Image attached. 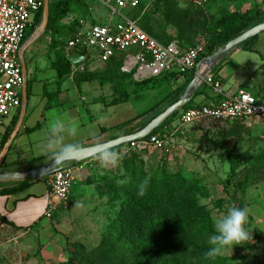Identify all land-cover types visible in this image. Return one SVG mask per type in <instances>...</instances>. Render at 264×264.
Instances as JSON below:
<instances>
[{
	"label": "rangeland",
	"instance_id": "rangeland-1",
	"mask_svg": "<svg viewBox=\"0 0 264 264\" xmlns=\"http://www.w3.org/2000/svg\"><path fill=\"white\" fill-rule=\"evenodd\" d=\"M48 1L52 4L57 0ZM81 1H74L70 12L57 23L58 32L51 33L45 27L23 54L30 92L28 111L32 108L37 111L38 102L44 97L42 84H46L48 91L55 89L58 81L55 72L56 56L71 35L73 23L79 19L95 23L91 17L99 13L102 17L97 21L98 24H105L110 19L117 20L116 16L110 15L107 8L99 5V0ZM167 5L182 13L185 12L186 17L179 19L174 15L166 16L164 9ZM238 11H259L264 18V0H208L199 8H191L185 0H137L135 7L123 12L139 19L143 30L159 41L187 47L195 43H204L200 33L203 27L217 24L224 16ZM40 23L41 20L34 29L27 30V34L30 33L28 39L37 31ZM249 47L254 51L242 50L236 57L230 56L232 51L223 55L214 65L213 73L218 74L216 75L218 78H221L219 75L224 76L222 88L225 91L232 88L238 79L243 78V83L238 85L237 90L242 88L245 90L250 82L254 85L252 91L254 96L264 99V66L256 68L248 79L246 71L243 73L241 69L234 70L238 58L248 65L259 66L260 56H264V31L258 34ZM83 68V71L78 70L74 73L71 71L64 80L63 86L69 87L67 94L74 104L77 106L80 104L77 90L73 85L74 79L81 73L101 74L100 80L83 82L85 85L83 84L81 92L89 101L107 104L113 97L116 99L121 97L119 93H113L114 86L122 82L117 76L116 67L87 62ZM124 85L126 91L131 92L128 102L110 108H105L101 104L90 105L89 112L98 118L99 124L112 126L136 118L151 109L172 89L170 81L161 79L147 87L136 85L127 79ZM206 86L209 87L208 90H212L208 84ZM166 107L162 104L124 127L129 129L146 125ZM83 111L85 112V109ZM10 119H6L0 125V144ZM177 122L172 120L162 128L161 133H158L164 137V147L150 146L124 153L114 150L120 156L116 166L110 165L108 169L104 167L90 171L92 174L108 171V176L112 180L89 182L80 198L69 197L71 200L67 210L55 213L49 220L42 219L28 230L1 228L0 264H90V262L132 264L138 250L130 241L116 238L109 230L116 219H119V202L125 198L121 184L131 179L130 176L123 175L124 167L130 163L141 169L146 178L160 177L165 172L180 174L186 179L198 182L208 193L206 197H199V204L205 206L212 221L227 207L235 205L238 199L243 198L253 219L249 226L253 241H249L245 246L234 247L232 254L224 253L220 256L228 258L230 264H264V122L202 120L185 126L178 125ZM226 150L231 151L241 162L236 177L227 188L224 184L229 171ZM33 153L40 155L46 151L43 146ZM18 181L0 182V185L10 186ZM240 186L245 187L244 194ZM80 189L81 185L76 183L73 192Z\"/></svg>",
	"mask_w": 264,
	"mask_h": 264
},
{
	"label": "trees",
	"instance_id": "trees-1",
	"mask_svg": "<svg viewBox=\"0 0 264 264\" xmlns=\"http://www.w3.org/2000/svg\"><path fill=\"white\" fill-rule=\"evenodd\" d=\"M74 1L82 2L81 0H57L56 2L49 4L46 28L51 33L55 34L59 31L57 23L66 17V15L70 12L71 5ZM189 6L191 8H199L192 5ZM164 12L166 16H168V14L174 15L179 19L186 17V15H184L186 14L185 12L182 13L181 11L175 10L174 7L170 5L165 7ZM41 16L42 7H40V10L36 13L34 23L30 30L34 29L36 24L41 20ZM131 18L135 19V17ZM137 20L141 26L142 24L140 23L139 19ZM262 21H264V18L261 16L259 11H238L224 16L217 24L203 27L200 33L203 36L205 46L204 53L201 58L212 54L219 47L240 34L242 31ZM91 23L94 22L91 21ZM76 25L77 22H74L71 33L74 31ZM29 34L30 33L27 34L26 32L24 41L28 39ZM257 36L258 35L244 41L239 45V47L245 51H252V48L249 47V45L256 39ZM161 43L168 44L170 42ZM65 44L66 42L64 43L61 52L57 54L55 60V72L58 78L56 85L58 86V90L61 82L65 80L69 74H71L73 65L66 59L67 53L64 50ZM195 44L187 47H178L180 50H185L187 48L193 47ZM83 54H85V52ZM88 61L89 58L79 64H76V66L82 65L83 67V65ZM104 64L116 67L118 70L117 76L122 81L113 88V93H119L121 97H118V99L113 97L108 103L109 105L126 103L130 100L131 92H127L126 86L124 85L126 79L136 85L147 87L148 85L156 83L160 79L169 81L175 79L176 77L183 78V83L181 86L171 89L169 92H167V94H165L158 101V103H155V105L148 111L159 108L162 104L166 107L176 101L181 96L185 86L192 79L194 74V69H192L189 73L184 75L169 73L161 75L160 77L135 81L131 73L126 74L121 72V57H113ZM100 77L101 74L99 73H81L74 79V83L77 88H79L78 86L80 83L92 80H100ZM212 79L222 84V79L218 78L216 73L212 74ZM206 87L207 86L205 83H201L195 90L192 99L184 107L175 111L151 134L161 133L162 128L168 125L172 120L178 121L179 114L183 110L195 106L192 104V100L196 96L201 95ZM44 94L47 96L53 93L49 94L44 92ZM251 94L254 96L253 93ZM26 95L28 99V89H26ZM19 111L20 108L12 116L10 123L4 130L0 148L3 146L7 137L14 128L19 116ZM148 111L143 112L137 117L147 114ZM137 117L111 126L110 130L121 129L126 124L136 120ZM144 125L138 127V130L142 129ZM37 126L38 125H36V127ZM105 130L106 129H102V132ZM133 130L134 127L129 128L126 133H133ZM27 131H29V129ZM160 137L162 139L164 138L163 135ZM123 145L110 150H119ZM226 157L229 162V171L224 184L227 188L232 184L233 179L236 177L241 166V162L239 158L229 150H226ZM49 158L50 155H43L37 157L35 161L49 160ZM13 166L14 165H3L2 163L1 168L9 169ZM123 175L130 176L131 179L128 182L121 184V188L123 190L122 192L125 198L121 199L119 202V219H116V222L109 227V230L110 233L115 235L116 238H123L124 240L126 239L130 241L134 248L138 250V253L135 255V260L132 262V264H230V260L226 257L217 256L212 258L206 255L210 247L208 244V237L213 232V226L212 219L205 206L199 204V197H206L208 195L205 187L200 185L195 180L182 177L180 174H168L163 172L160 177L146 178L142 170L137 168L134 163L127 164L124 167ZM103 180L112 179L110 176H108V174H105L99 179V181ZM36 181L38 180H19L13 185L0 188V195H9L22 192ZM240 190L242 194L245 193L244 186H240ZM141 191H143V195H140ZM233 206L247 208L248 204L243 198H241L238 199L237 203ZM54 215L55 213L51 216V218H53ZM42 219H44L43 216L39 218V220ZM252 220V216L249 214L248 227L251 225ZM0 223L10 224L4 218H1ZM108 243L110 244L111 241L109 240ZM90 264L98 263L90 262Z\"/></svg>",
	"mask_w": 264,
	"mask_h": 264
},
{
	"label": "built area",
	"instance_id": "built-area-1",
	"mask_svg": "<svg viewBox=\"0 0 264 264\" xmlns=\"http://www.w3.org/2000/svg\"><path fill=\"white\" fill-rule=\"evenodd\" d=\"M194 7H203L207 0H185ZM107 8L111 19L105 24L79 19L67 39L64 50L67 55L77 53L105 63L113 57H121V72L132 74L135 81L175 73L184 75L194 69L202 59L205 44L180 50L175 43L164 44L144 31L137 19L123 11L137 5V0H99ZM43 0H0V124L12 118L21 105L24 77L21 68V49L28 29ZM85 52V54H83ZM93 52V53H92ZM72 71L83 70L81 65ZM202 83L208 84L222 98L212 105H197L183 110L178 125L185 126L201 120L235 122L257 120L264 122V101H259L249 91L231 90L226 93L218 81L207 74ZM164 147L159 134L124 144L119 153L142 150L147 147ZM99 165L97 155L77 162H69L48 178L47 202L42 216L49 220L54 213L69 207L70 189L75 175L85 167Z\"/></svg>",
	"mask_w": 264,
	"mask_h": 264
},
{
	"label": "crops",
	"instance_id": "crops-1",
	"mask_svg": "<svg viewBox=\"0 0 264 264\" xmlns=\"http://www.w3.org/2000/svg\"><path fill=\"white\" fill-rule=\"evenodd\" d=\"M99 5L102 6L100 2H99ZM101 17L102 15L99 13L98 15L94 14L91 18L96 21L95 23H97V21L101 19ZM27 40L23 42L22 47ZM26 48L24 49L23 52H21V60L23 63H24L23 54ZM253 51L254 49L252 48V51H248V52H253ZM241 52H242V49L237 48L232 51L230 56L236 57ZM88 62H92V63L97 62L99 65L104 64L96 60L95 58L89 59ZM259 63H260L258 64L259 66L255 67V65H252V64L248 65L245 61H242V59L238 58L237 66L234 70L241 69L243 73L244 71H246L247 72L246 78L248 79L249 77L252 76L256 68L264 65L263 55L260 56ZM75 67H78V66L75 65ZM76 71H78V69ZM209 74L211 76L212 74H214L213 68L210 70ZM219 76L223 79L222 84H220L221 89L223 92H226V93H228L233 88L234 90L237 91L238 85L241 84L242 79H243V78L238 79V82L235 83V85L232 88H228L227 91H225L222 88V85L225 82V78L224 76H221V75ZM169 81H170V84H172V89H175L182 85L183 78L176 77L175 79H172ZM63 84H64V80L61 82L59 86V90H58V86L55 84V89L51 91H48L46 89V84H42L41 87H42L43 93L47 92L49 94L50 93H53V94L47 95V96L45 94L43 95L44 97L38 102L39 107L36 112H35V109L33 108L32 110L28 111V107H27L28 100H29V97H28L27 103H26V112H25V116L22 122V126L16 138L13 140L3 160V165H14V166L12 168L4 169V170H7V171L26 170L30 168H35L47 162L48 160L35 161V159L37 157L48 155V154L42 153L40 155H36L33 153V151H37V149L45 145L46 140L49 135L51 124L57 118L64 121L66 127L70 125L78 126L77 134L74 137L67 136L65 138V141L66 143H77L80 145V147L101 143V142L127 134L126 131L128 129H126V127H123L121 129H116V130H110L111 125L105 126V125L99 124L98 118H96L95 115L90 113L91 112L90 105H93V104L94 105L101 104L105 108H110V107H113L119 104L109 105L108 103L106 104L104 102H99V101H94V100L89 101L87 97H84L82 95V92H81V88L82 86L84 87L85 83H80V85L78 86L79 88H77L75 84L73 85L74 89L77 90L76 92L79 96L78 98L80 101L79 106H77L76 104H74V101H72V99H70V97L67 94V90L69 87L66 88L63 86ZM246 86L247 87L245 88V90H248L250 93L254 94V92H252L254 90L253 89L254 85L248 82ZM208 88L209 87L207 86L201 95L196 96L192 100L193 105L195 106L212 105V104H216L222 98L220 95L215 93V91L211 88V86H210V88L212 89L211 91L208 90ZM26 89H28L27 70H26ZM29 95H30V92H29ZM258 100L264 101V99H258ZM85 103H87L88 105H86ZM83 109H85V112L83 111ZM199 122L200 121L196 123H199ZM135 124L136 122H134V125ZM36 125L38 126L36 127ZM28 129L29 131H27ZM102 129H106V130L102 132ZM136 131H138L137 126L134 127L133 132H136ZM50 159L51 158H49V160ZM106 168L108 169V167ZM91 169H104V167H101L99 164L96 166L85 167L82 171L77 172L75 175L73 185L75 186L76 183L80 184L82 189H80L78 192H73L74 186L72 185L70 189V195H69L70 198H73V199L80 198L85 193V190L87 188L86 187L87 183L89 182L93 183L94 181L97 183L99 182L100 176H102V174L104 175V174L109 173L108 171H106L105 173L92 174L90 172ZM0 182H8V181H0ZM0 186H1L0 188L7 187L3 185H0ZM47 192H48V178H45V179H41V180H38L32 183L28 188H26L22 192L15 193V194H9V195H0V220L1 218H4L6 221L10 223V224L0 223V229L1 228H4V229L12 228L16 231L28 230L31 227L35 226L37 223L41 222L39 218L42 216L43 211L46 206Z\"/></svg>",
	"mask_w": 264,
	"mask_h": 264
},
{
	"label": "water",
	"instance_id": "water-1",
	"mask_svg": "<svg viewBox=\"0 0 264 264\" xmlns=\"http://www.w3.org/2000/svg\"><path fill=\"white\" fill-rule=\"evenodd\" d=\"M48 10H49V1L43 0L42 5V16H41V23L37 31L31 35V37L25 42L23 45L21 52L38 36V34L46 27L47 20H48ZM264 31V21L242 31L240 34L235 36L234 38L230 39L224 45L219 47L215 52L212 54L202 58L194 67V74L192 79L188 82L185 86L181 96L174 101L173 103L169 104L163 111L159 112L156 116H154L142 129L122 135L101 143L92 144L84 147H80V150L76 153L75 157L63 162L62 165L57 166L53 163L52 159L48 160L42 165H39L35 168H30L26 170H14V171H7L1 168L3 160L6 156L7 151L9 150L13 140L17 136L26 112V103H27V95H26V68L24 63L21 60V68L24 77V84L21 94V106L19 111V116L17 122L12 129L11 133L7 137L5 143L3 144L2 148L0 149V181H9V180H23V179H35L41 180L44 178L49 177L54 172L63 168L69 162H80L89 158H92L98 153L104 150H110L112 148L121 146L126 143H130L135 140H139L145 138L146 136L150 135L155 129H157L167 118H169L175 111L184 107L193 97L195 90L199 87L202 83L204 77L209 74L210 70L214 67V65L220 60V58L237 49V47L243 43L244 41L260 34ZM66 59L71 64H79L85 61V57L83 55L77 53H71L66 56ZM203 65H206L204 69H202ZM234 90V88L232 89ZM231 90V92H232Z\"/></svg>",
	"mask_w": 264,
	"mask_h": 264
},
{
	"label": "clouds",
	"instance_id": "clouds-1",
	"mask_svg": "<svg viewBox=\"0 0 264 264\" xmlns=\"http://www.w3.org/2000/svg\"><path fill=\"white\" fill-rule=\"evenodd\" d=\"M78 126H67L61 119H55L50 127L49 135L44 145L46 154L50 155L57 166L75 157L80 150L77 143H66L67 136H75ZM101 167L116 166L120 156L112 150H104L97 155ZM140 195H143L141 191ZM249 214L246 207L229 206L212 221L213 232L208 237L210 245L207 256L215 258L224 253L232 254L234 247L245 246L252 239V230L248 227ZM67 259V258H65Z\"/></svg>",
	"mask_w": 264,
	"mask_h": 264
},
{
	"label": "bare ground",
	"instance_id": "bare-ground-1",
	"mask_svg": "<svg viewBox=\"0 0 264 264\" xmlns=\"http://www.w3.org/2000/svg\"><path fill=\"white\" fill-rule=\"evenodd\" d=\"M206 67V65H203L202 69H204Z\"/></svg>",
	"mask_w": 264,
	"mask_h": 264
}]
</instances>
